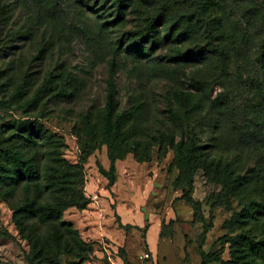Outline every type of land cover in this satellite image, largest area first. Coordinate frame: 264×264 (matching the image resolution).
Listing matches in <instances>:
<instances>
[{
    "label": "rangeland",
    "instance_id": "obj_1",
    "mask_svg": "<svg viewBox=\"0 0 264 264\" xmlns=\"http://www.w3.org/2000/svg\"><path fill=\"white\" fill-rule=\"evenodd\" d=\"M72 191L86 208L56 206ZM254 201L264 0H0V264H82L80 240L102 264H264ZM105 204L158 213L171 240L95 241Z\"/></svg>",
    "mask_w": 264,
    "mask_h": 264
},
{
    "label": "crops",
    "instance_id": "obj_2",
    "mask_svg": "<svg viewBox=\"0 0 264 264\" xmlns=\"http://www.w3.org/2000/svg\"><path fill=\"white\" fill-rule=\"evenodd\" d=\"M109 200V199H108ZM110 203V201H109ZM108 203V204H109ZM110 205V204H109ZM105 213L104 217L106 222L94 224L92 235H94L95 241L103 240L105 236L109 237H121L126 238L127 236V230L134 228L136 231H141L142 228L146 227V256L148 257L150 254L152 256H155L157 251L160 248V243L163 239L171 240L170 238L163 237V229L164 225L163 221L160 218V215L158 213L151 212V215L149 213L148 216H143L140 218V216H137L135 218L134 212L129 210L127 206L122 207L121 205H118L117 207V213L119 215V219H114L116 211L113 212L112 209H108V206L105 204ZM182 210L178 212L180 222H177V233L175 234V244H177L184 250L186 242H185V233L187 227L190 225L191 219L193 217L192 210L184 205L182 206ZM139 217V218H138ZM150 218V221H147V219ZM142 220V221H141ZM98 226V227H97ZM100 226V227H99ZM147 233L148 236L153 233V240L148 242L147 240ZM139 245L135 248L136 253H138ZM110 259H112V256H110ZM84 264H102L100 260H96L95 257L92 258V260L86 261Z\"/></svg>",
    "mask_w": 264,
    "mask_h": 264
},
{
    "label": "trees",
    "instance_id": "obj_3",
    "mask_svg": "<svg viewBox=\"0 0 264 264\" xmlns=\"http://www.w3.org/2000/svg\"><path fill=\"white\" fill-rule=\"evenodd\" d=\"M152 26H153V23L150 24V27L149 29L152 30ZM114 104V99L113 97H110L109 98V106H113ZM114 131V128H113V124L112 123H108L107 124V127H106V132L108 135H111ZM181 144H183V142H181ZM78 167H74V166H71L70 164H67V169L68 170H77ZM34 169V168H33ZM36 176L39 174L41 175V172L37 169H34V172H33ZM26 176V175H25ZM113 180V179H112ZM88 201L86 200V198H84V196H82V194L78 191H72L71 193H69L66 197V199L61 202L60 204H57L56 206L59 205V208H67L69 206H76L78 208H81V209H84L86 208V206L88 205ZM261 205H264V203H259V202H251L248 207H251V206H261ZM81 242V248L80 250L77 252L78 255H80L79 257H81L83 259V263L84 264L86 261H89V260H92V258H87V256H85L84 253L87 252L86 250V243L83 241V240H80ZM85 245V246H84ZM216 261V256L211 253V252H207V251H202L201 253V263L200 264H211L212 262Z\"/></svg>",
    "mask_w": 264,
    "mask_h": 264
}]
</instances>
